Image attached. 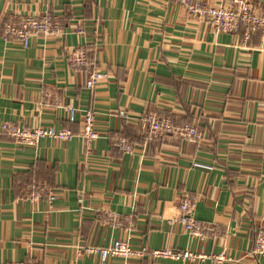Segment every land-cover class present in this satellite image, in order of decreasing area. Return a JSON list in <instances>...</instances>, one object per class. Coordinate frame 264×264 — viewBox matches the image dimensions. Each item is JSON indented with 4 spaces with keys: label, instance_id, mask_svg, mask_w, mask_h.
Instances as JSON below:
<instances>
[{
    "label": "crops",
    "instance_id": "0c3cea01",
    "mask_svg": "<svg viewBox=\"0 0 264 264\" xmlns=\"http://www.w3.org/2000/svg\"><path fill=\"white\" fill-rule=\"evenodd\" d=\"M253 5L264 13V0ZM46 14L65 29L61 38L31 36L22 47L0 35V124L68 128L73 138L32 148L0 132V264H100L97 252L76 247L117 239L200 257L109 256L104 264H264L251 253L264 226V36L216 33L174 0H3L0 27L6 17ZM76 46L106 75L93 90L67 62ZM44 90L49 106L39 105ZM61 104L78 109L75 123ZM87 109L98 132L90 153L80 136ZM149 112L193 123L202 138H150L141 122ZM32 183L48 184L55 199L22 197ZM186 196L196 198L194 217L214 228L205 240L178 222ZM99 210L119 214L120 225L99 221Z\"/></svg>",
    "mask_w": 264,
    "mask_h": 264
},
{
    "label": "built area",
    "instance_id": "2783aa9c",
    "mask_svg": "<svg viewBox=\"0 0 264 264\" xmlns=\"http://www.w3.org/2000/svg\"><path fill=\"white\" fill-rule=\"evenodd\" d=\"M189 15L198 20L210 24L213 30L219 34H241L244 41H248L257 32L264 36V13L257 10L253 5V0H224L217 5H211L204 0H174ZM76 34L82 32L81 24L77 23L73 27ZM65 29L59 20L50 14L43 16H17L6 17L0 27L1 38L8 43L18 44L27 47L31 36L48 35L61 38ZM68 64L76 71L86 74L85 88L93 90L96 85L106 80V75L102 74L88 56L84 46H76L67 54ZM50 93L43 91L40 106H49ZM67 117L69 123H75L79 113L77 108L68 105H59ZM124 116V111L120 112ZM141 122L150 138H159L166 135L180 137L186 141H199L202 136L196 125L184 124L176 126L169 117L159 116L156 113H146L141 116ZM0 132L15 144L22 147L36 148L43 138L67 141L73 138V133L68 128L56 130L53 126L25 127L18 126L11 122L0 124ZM80 136L84 142L87 153L92 150L93 142L98 138L95 128V114L91 109L84 110L81 114ZM115 145L123 152L132 153L133 146L130 142L122 138H115ZM22 197L31 201H36L40 197H46L50 202L55 199L52 188L46 183H32L22 191ZM81 206L83 199L79 198ZM196 198L186 196L179 199L178 211L182 217L178 222L183 224L184 229L199 240H205L206 230H214L213 227L197 220L193 213ZM97 219L104 224L111 226L120 225L122 217L110 210H99ZM77 255L91 254L97 252L100 256V264H104L109 256L118 257L123 260L141 259L146 255L153 258H173L176 260L193 259L200 257L199 254L190 251H174L170 249H152L146 247L139 249L132 248L126 239H117L111 246L97 248L94 246L79 245L76 247ZM252 254L264 256V226H260L253 237ZM222 255L214 256V259L221 261ZM10 264H40L37 261L29 260L23 262H11ZM73 264H77L74 262Z\"/></svg>",
    "mask_w": 264,
    "mask_h": 264
},
{
    "label": "water",
    "instance_id": "95a60500",
    "mask_svg": "<svg viewBox=\"0 0 264 264\" xmlns=\"http://www.w3.org/2000/svg\"><path fill=\"white\" fill-rule=\"evenodd\" d=\"M2 5H3V0H0V12H1V9H2Z\"/></svg>",
    "mask_w": 264,
    "mask_h": 264
}]
</instances>
